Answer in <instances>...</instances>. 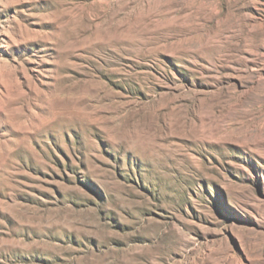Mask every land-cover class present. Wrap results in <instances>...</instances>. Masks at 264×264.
Returning a JSON list of instances; mask_svg holds the SVG:
<instances>
[{"label": "rangeland", "instance_id": "obj_1", "mask_svg": "<svg viewBox=\"0 0 264 264\" xmlns=\"http://www.w3.org/2000/svg\"><path fill=\"white\" fill-rule=\"evenodd\" d=\"M0 264H264V0H0Z\"/></svg>", "mask_w": 264, "mask_h": 264}]
</instances>
